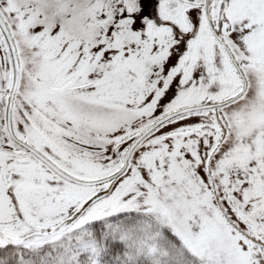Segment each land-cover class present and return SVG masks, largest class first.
I'll return each mask as SVG.
<instances>
[{"label": "snow or ice", "instance_id": "snow-or-ice-1", "mask_svg": "<svg viewBox=\"0 0 264 264\" xmlns=\"http://www.w3.org/2000/svg\"><path fill=\"white\" fill-rule=\"evenodd\" d=\"M0 264H264V0H0Z\"/></svg>", "mask_w": 264, "mask_h": 264}]
</instances>
